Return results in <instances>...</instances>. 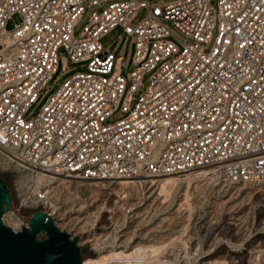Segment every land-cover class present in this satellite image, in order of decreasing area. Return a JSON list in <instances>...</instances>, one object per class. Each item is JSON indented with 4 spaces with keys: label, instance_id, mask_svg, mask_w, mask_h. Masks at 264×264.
Listing matches in <instances>:
<instances>
[{
    "label": "built area",
    "instance_id": "built-area-1",
    "mask_svg": "<svg viewBox=\"0 0 264 264\" xmlns=\"http://www.w3.org/2000/svg\"><path fill=\"white\" fill-rule=\"evenodd\" d=\"M150 1L0 0V149L83 179L209 169L229 183L264 181V0ZM86 4L95 10L77 36ZM169 22L192 40H172ZM117 26L131 37L128 58L126 43L115 55L102 42ZM60 52L63 73L68 62L85 70L30 116ZM35 197L56 214L45 190Z\"/></svg>",
    "mask_w": 264,
    "mask_h": 264
},
{
    "label": "rangeland",
    "instance_id": "rangeland-1",
    "mask_svg": "<svg viewBox=\"0 0 264 264\" xmlns=\"http://www.w3.org/2000/svg\"><path fill=\"white\" fill-rule=\"evenodd\" d=\"M211 2L215 4L217 0ZM94 10L95 6L86 4L75 25L77 36ZM146 15L147 9H140L133 22H140ZM20 20V15L14 14L6 28L14 29ZM168 25L174 34L171 39L178 44L180 39L192 40L173 22ZM102 42L115 55L120 54L126 43L124 55L128 58L131 37L120 26ZM64 55L60 52L58 70L28 115L36 114L72 73L85 70L81 64L68 62L71 70L63 73ZM133 68L131 60L125 72ZM150 76L151 73L145 76L143 87L135 96L143 92ZM201 172L204 176L174 174L179 178L166 193L158 183L138 180L170 175L143 174L133 179L104 180L58 175L49 185L37 181L36 170L21 166L0 149V176L9 188L14 186L13 207L5 212L3 219L16 231L29 226L32 214L44 210V204L35 197V190L40 187L48 194L46 206L52 204L57 211L53 216L56 225L72 237L79 236L83 264H124L105 258L113 257L114 252H133L138 248L151 252L156 249L154 246L157 250L160 247L156 258L126 264H264V181L229 183L212 172L209 175L206 170ZM123 180L130 182L125 184Z\"/></svg>",
    "mask_w": 264,
    "mask_h": 264
},
{
    "label": "water",
    "instance_id": "water-1",
    "mask_svg": "<svg viewBox=\"0 0 264 264\" xmlns=\"http://www.w3.org/2000/svg\"><path fill=\"white\" fill-rule=\"evenodd\" d=\"M13 196L0 176V264H81L79 236L61 230L46 211L32 214L29 226L16 231L4 222ZM42 235V236H40Z\"/></svg>",
    "mask_w": 264,
    "mask_h": 264
},
{
    "label": "bare ground",
    "instance_id": "bare-ground-1",
    "mask_svg": "<svg viewBox=\"0 0 264 264\" xmlns=\"http://www.w3.org/2000/svg\"><path fill=\"white\" fill-rule=\"evenodd\" d=\"M203 170L208 171V175L212 172L209 169H203ZM203 170H198V171L192 172L191 174H187V175L197 176L200 174V176H204L203 172H201ZM37 172H38L37 181L39 183H47L49 185L52 183V180H51L52 178L58 177V175H63V174H58V173H49V172H45V171H37ZM148 175H150V174H148ZM66 176H69V175H66ZM142 176H143V174H140L137 177H142ZM152 176H155V175H152ZM71 177H77V176H71ZM178 178H179V176L170 175L168 177L160 178V179H139L138 181H140V182L150 181L154 184L158 183V185L161 188V191L163 190V192H164L165 190L167 191L168 188H171L174 184H176V180ZM124 179H133V178H124ZM122 182L127 184L130 182V180H123ZM166 191H165V193H166ZM152 247H150L149 250H151ZM154 247H156V249L154 248V250H152L151 252L146 251V249H143V251L144 250L145 251L142 252L141 248H138L137 250H135L133 252H125V251L114 252L113 254H111V255H113V257H106L105 259H106V261H107V258L115 259L117 261H121L124 264H126L129 261L147 262L153 258H156L157 255L159 254L158 250L160 247L158 248V250H157V246H154ZM111 255H109V256H111ZM81 264H83V261Z\"/></svg>",
    "mask_w": 264,
    "mask_h": 264
}]
</instances>
